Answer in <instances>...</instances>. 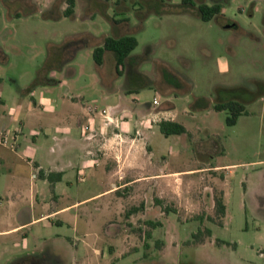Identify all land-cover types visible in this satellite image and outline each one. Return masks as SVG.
Wrapping results in <instances>:
<instances>
[{"label":"rangeland","instance_id":"obj_1","mask_svg":"<svg viewBox=\"0 0 264 264\" xmlns=\"http://www.w3.org/2000/svg\"><path fill=\"white\" fill-rule=\"evenodd\" d=\"M72 1L0 0L2 99L15 106V97L29 100L36 89L37 104L40 98L45 103L71 87L84 89L86 109L100 111L106 105L100 82L127 81L139 90L141 103L156 98V110H170L165 117L186 127L183 134L164 136L157 129L151 136L155 164L181 171L180 181L167 178L160 192L145 183L129 185L115 194L116 203L105 196L2 233L0 264L22 257V264H264V0H195L222 6L208 21L197 16L196 7L181 11V0ZM121 35L137 41L122 73L116 74L110 51L98 68L94 47L106 36ZM80 39L86 44L75 56L69 57L71 49L59 52ZM229 101L244 106L233 125L226 123L228 110L213 109ZM60 111L37 105L30 126L43 135L46 125L64 124ZM83 122L91 129L89 119ZM4 189L1 179L0 194ZM147 190L161 195L149 205L155 211L130 213ZM75 191L69 199L39 201L34 217L72 203ZM217 200L225 203L223 214ZM11 206L0 198V229L21 221L7 216ZM199 230L200 242L193 238ZM45 251L56 257H28Z\"/></svg>","mask_w":264,"mask_h":264},{"label":"crops","instance_id":"obj_2","mask_svg":"<svg viewBox=\"0 0 264 264\" xmlns=\"http://www.w3.org/2000/svg\"><path fill=\"white\" fill-rule=\"evenodd\" d=\"M81 47L74 48L71 56H75ZM63 62L62 69L67 64ZM68 74L71 76L74 71L69 70ZM21 90L19 88L18 93L22 94ZM83 90L75 92L68 87L59 100L44 103V98H40L37 104L34 98L36 89H33L29 100L24 96L20 99L15 97V106L7 105L0 95V180H5V189L0 198H5L12 205L6 211L7 216H16L21 220L0 229V234L18 231L49 215L65 213L75 204L93 202L105 196H110V200L116 203L118 196L115 194L120 188L129 185L145 183L146 187L160 192L164 191L167 178L173 177L180 181L178 173L181 171L166 172L153 160L155 154L151 136L156 134L157 129L159 131L160 120L176 121L174 117H165L172 115L170 110H156L155 106L159 102L153 104L155 98L152 103H141L139 90L127 85V81L122 84L111 80L100 82V97L106 103L100 111H97L96 106L85 108L82 101L86 92ZM37 105L53 112H57L58 107L62 108L63 112L60 113L66 116V121L63 125H46L42 130L43 135L38 134L30 126ZM104 111L117 125L105 124ZM83 119L90 120L91 129L83 126ZM28 128L29 132L24 133ZM114 133L121 135L120 140L114 137ZM72 190L78 193L75 201L34 217L36 203L45 199H53L54 202L69 199ZM160 197V194L153 195L147 190L145 201L139 204L145 203V207H141L138 212L141 209L146 213L155 211L157 206L149 205ZM222 203L225 204L224 201ZM24 205H28V209L24 210ZM43 254L56 257L50 251L32 253L28 257Z\"/></svg>","mask_w":264,"mask_h":264},{"label":"trees","instance_id":"obj_3","mask_svg":"<svg viewBox=\"0 0 264 264\" xmlns=\"http://www.w3.org/2000/svg\"><path fill=\"white\" fill-rule=\"evenodd\" d=\"M73 5V1L69 0V6ZM181 6L183 12H187L189 8L196 7L197 16L203 20L208 21L212 19L216 14L221 12L222 6L219 3H212V4H206V3H195V0H181ZM86 42L83 39L80 40H71L62 45L59 48V52L62 53L66 50L71 49L72 53L69 57L73 54V49L77 48L79 46L85 45ZM137 41L134 36L131 35H121V36H106L103 38L101 45L95 46L93 49V59L97 65H101L103 63V54L105 51H110L114 55L115 60V71L116 74L119 75L123 71V64L126 62V60L129 57L130 52L136 47ZM68 57V58H69ZM68 58L62 60L59 64H61L63 61H66ZM213 109L216 111H222V110H228L230 114L226 117V123L228 125L235 124L238 116L242 113H244V106L236 101H229L226 103H216L213 106ZM159 131L164 136H169L172 134H183L187 132V129L185 126L179 122L173 121V120H166L162 119L158 123ZM139 207H142L140 205ZM139 207H131L129 211L130 213L136 212L139 210ZM217 210L219 213L223 214L225 211V206L222 203L221 200H217ZM127 213V214H130ZM151 227H155L157 225H160L158 222H147ZM205 232L207 235H210V230L206 229ZM146 238H150L151 234L149 232H146ZM201 234V231L199 230L195 234H193V238L196 241H201L199 238V235ZM145 238V239H146ZM157 243L155 242V245ZM145 248H149V245L145 242L144 243Z\"/></svg>","mask_w":264,"mask_h":264},{"label":"built area","instance_id":"obj_4","mask_svg":"<svg viewBox=\"0 0 264 264\" xmlns=\"http://www.w3.org/2000/svg\"><path fill=\"white\" fill-rule=\"evenodd\" d=\"M153 104H158V101H157L156 98L153 100ZM103 115H104V119H105V124H108V123H114L115 125H117L116 122H114L113 119L109 117L107 111H104V112H103ZM87 128H88V127H85V129H87ZM114 137H115L116 139L120 140L121 135H120L119 133H114Z\"/></svg>","mask_w":264,"mask_h":264},{"label":"flooded vegetation","instance_id":"obj_5","mask_svg":"<svg viewBox=\"0 0 264 264\" xmlns=\"http://www.w3.org/2000/svg\"><path fill=\"white\" fill-rule=\"evenodd\" d=\"M47 256L49 257V260H50V255L49 254H47ZM25 258H21V259H19L18 261H15V262H13L12 264H22L23 263V260H24ZM37 261V260H36ZM39 261V260H38ZM39 262H43L44 263V261L42 260H40ZM50 262V261H49ZM33 263H35L33 260H31L30 261V264H33Z\"/></svg>","mask_w":264,"mask_h":264}]
</instances>
